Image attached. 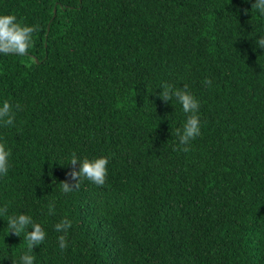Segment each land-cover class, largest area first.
I'll return each mask as SVG.
<instances>
[{"label": "trees", "instance_id": "1", "mask_svg": "<svg viewBox=\"0 0 264 264\" xmlns=\"http://www.w3.org/2000/svg\"><path fill=\"white\" fill-rule=\"evenodd\" d=\"M252 3L0 0L37 29L24 54L0 55V101L14 111L0 124L12 153L0 264L27 247L5 236L19 212L47 229L36 264H264V23ZM183 84L201 121L186 145V114L159 95ZM73 153L109 155L104 185L61 190Z\"/></svg>", "mask_w": 264, "mask_h": 264}, {"label": "clouds", "instance_id": "2", "mask_svg": "<svg viewBox=\"0 0 264 264\" xmlns=\"http://www.w3.org/2000/svg\"><path fill=\"white\" fill-rule=\"evenodd\" d=\"M252 8L256 9V15L259 16L261 23H264V0H253ZM245 11L248 10L246 9ZM36 30L35 25L22 23L13 13H0V55L11 53L24 54L32 47L34 42L33 36ZM255 45L264 49V32H261L257 36ZM204 83L211 84V81L205 78ZM160 89L159 95L164 101L168 102L174 97L180 104L182 111L186 114L182 130H177L179 143L186 145L190 140L196 138L201 131L200 102L186 84L181 85L179 88L172 85H162ZM16 107L18 108L19 105ZM13 122V106L9 100L4 99L0 101V124L11 125ZM11 154V148L8 147L3 138H0V177H5L9 173ZM109 159V155L106 154L81 157L73 153L68 158L67 163L74 166L69 173L72 182L67 180L61 181V190L65 193L71 192L79 187L80 181L83 179L95 185H104L109 171ZM54 209V204L49 203V214H52ZM7 212V205H0V216H4ZM71 225L72 221L65 216L53 226L55 231L59 233L57 240L59 241L60 249L67 247L66 235ZM10 232L18 236L23 233V239L27 245L19 258L14 261L12 260V264H36V257L32 253L34 252V248L40 246L46 239L47 229L45 226L35 221L30 214L19 212L7 215L5 236ZM6 257H8L7 253L0 259V262Z\"/></svg>", "mask_w": 264, "mask_h": 264}]
</instances>
